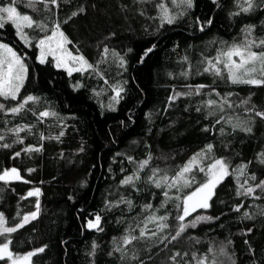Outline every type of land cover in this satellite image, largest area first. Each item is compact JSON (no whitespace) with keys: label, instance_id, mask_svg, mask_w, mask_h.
Segmentation results:
<instances>
[{"label":"snow or ice","instance_id":"6c2138e0","mask_svg":"<svg viewBox=\"0 0 264 264\" xmlns=\"http://www.w3.org/2000/svg\"><path fill=\"white\" fill-rule=\"evenodd\" d=\"M18 3L31 11L22 12ZM211 3L217 9L227 8L230 20H251L264 13V0H211ZM197 7L198 0H0V150H7L9 159L18 162L0 169V182L5 186L15 181L32 184L22 173L30 175L38 166L23 167V158L31 161L43 158L46 142L63 144L70 128L78 131L69 123L79 120L75 113L64 115L45 96L28 91L26 85L38 76L31 71L30 59L34 58L38 65L62 69L68 77L80 74L81 78L69 84L72 91L87 90L101 109L117 112L129 93L126 74L131 67L130 54L135 53L133 47L121 46V37L124 34L154 37L151 42L145 41L146 46L137 54L136 64L143 65L159 49L165 25L187 23L193 32L211 31L214 17L196 15ZM135 24H139V30ZM6 26L14 27L15 45H20V50L12 41L5 42ZM238 36L239 39L234 37L231 41L212 36L205 43V50L214 47L215 55L201 51L195 66L189 55L195 45L187 44L183 54L177 51L178 43L173 45L171 52L178 57L181 71H167L169 78L187 80L207 73L213 77V83L185 84L182 91L171 85L163 108L149 109L144 114L147 124L142 135L130 142L132 151L114 153L112 162L118 165L121 177L111 198L105 197L103 207L91 214L94 219H87L85 227L103 233L101 213L119 212L116 224L123 228L119 236L111 238L107 249L92 240L85 254L87 264H98L101 257L111 258L110 264H157L160 253L165 258L159 264H264V239L257 236L264 233V144L247 160L236 148L239 134L256 135L257 120L264 122V106L252 102L254 93L239 98L238 93L218 91L215 84L220 80L231 85H264V16H259L258 23H242ZM28 49L35 51L30 55ZM90 80L96 81L95 85L90 86L87 83ZM104 96L107 104L101 99ZM234 96L238 102L232 99ZM196 97L202 98L193 103ZM178 101L183 102L185 118L190 120L192 112L198 114L195 131L205 139L201 147L182 157V163L169 164L180 152H165L159 143L163 137L182 135L180 120L168 117L170 110L179 107ZM29 115L33 117L30 122L26 120ZM165 117L168 119L164 127H156L155 120ZM17 119L20 122L14 123ZM118 123L124 128L136 124L131 109ZM29 138L34 142L26 143ZM112 142H116L115 136ZM85 143L81 138L75 152H85ZM17 146L19 149L14 150ZM141 147L143 155L137 158L132 153ZM220 149L223 152L218 154ZM55 158L65 160L68 165L74 163L65 157L63 149L56 152ZM157 161L165 166L161 167ZM108 171L113 172L111 164ZM229 179L234 182L230 191L235 203L220 195L228 187ZM80 183L84 185L87 181ZM4 191L0 187V201ZM11 191L15 192V188ZM42 195L41 187L32 186L20 196L21 200L35 197V210L21 216L17 205L13 219H19L13 226H7L5 213L0 211L2 264H34L33 257L48 248V244H43L23 254L12 248L11 234L40 217ZM233 228L236 230L232 231ZM219 234H224V238L218 239Z\"/></svg>","mask_w":264,"mask_h":264},{"label":"trees","instance_id":"16d2710c","mask_svg":"<svg viewBox=\"0 0 264 264\" xmlns=\"http://www.w3.org/2000/svg\"><path fill=\"white\" fill-rule=\"evenodd\" d=\"M18 6L22 12L31 11L23 5H19V3ZM64 11L66 12L68 9L64 8ZM194 11L196 15L201 17L205 14L214 17L215 23L211 27V31L207 34L198 31L193 32L187 26V23L172 26L165 25L164 29L161 30L159 49L150 59H146L143 65L136 64L137 54L146 46L145 41L151 42L154 37H142L139 34L134 37L130 34H124L121 37V46L133 47L135 53L130 54L131 67L126 74V78H129V93L118 106L117 112H108L101 109L96 99L91 98V93L87 90L72 91L69 84L81 78L80 74L73 73L72 77H68L62 69H56L51 65H38L34 58L28 61L32 65L31 71L38 73V76L26 85L28 91L45 96L64 115L75 113L79 120L69 121L70 124L75 125L78 131H72L70 128L63 144L45 143L46 152L43 158L38 157L35 161H31L23 158L22 154L23 167L38 166L37 171L30 175L22 173L26 179L32 181V184L15 181L5 186L3 182H0V187L5 188L2 194L4 198L0 201V211H4L8 226H13L18 222L19 217L13 219L17 212V205H19L21 216L28 211L35 210V197L21 200L20 196H23L32 186L41 187L43 192L40 197L42 211L38 220L32 221L30 224L25 225L23 229L11 234L14 251L24 253L35 247L48 244V248L45 249L44 253L33 257L34 264H87L85 254L90 249L92 240H96L103 248L107 249L111 238L119 236L123 228L122 225L116 224V218L120 215L119 212L101 213L103 233L85 227L87 219H94L91 214L100 211L103 207L105 197L111 198L110 194L115 191L117 182L121 177L118 165L112 162V156L118 151H132L129 148L130 142L142 135V128L147 124L144 114L149 109L163 108L166 97L171 92V85H175L177 91H182L185 84L213 83V77L207 73L202 76H190L187 80L183 77L169 78L166 75L167 71L173 73L181 71V67L177 63L178 57L171 52L173 45L177 43L180 45L177 51L181 54H183V49L187 44L195 45L196 47L189 51L192 63L195 66L196 61L200 58L201 51H204L205 55H215L214 47L205 50V43L212 36L221 37L228 41H231L234 37L239 39L238 33L242 23H258L259 16H264V13H260L259 16L251 18V20L243 18L230 20L227 8L224 10L217 9L211 3V0H198V7ZM144 22L141 21V23ZM134 27L139 30L140 26L135 24ZM14 31V27L6 26L4 31L5 42L12 41L15 45ZM15 46H17V50H20V45ZM28 51L32 55L35 50L28 49ZM112 71L114 74L115 69ZM49 81H52V83H49ZM87 83L91 86L95 85L96 81L90 80ZM215 84L218 91H232L238 93L239 98H245L250 93H254L251 97L252 102L258 106H264V85H231L220 80H216ZM137 86L143 90L142 93L138 91ZM201 98L196 97L193 103ZM101 99L107 104V96ZM232 99H237V97L234 96ZM177 103H179V107L174 111L170 110L168 117L180 120L179 126L182 135L179 137L173 136L171 139L163 137L159 143V147L165 152H180V156H177L174 161H169V164L182 163V157L190 155L192 151L201 147L205 139L203 134L195 131V120L198 118V114L192 112L190 120L185 118L183 102L178 101ZM41 107H43V104H41ZM129 109L132 111L136 124L127 128L121 127L118 121L126 118ZM101 111H104V115H100ZM237 111L241 115L244 114L242 109H237ZM168 117L163 120L156 119L155 126L164 127ZM32 119L33 117L30 115L26 117L28 122ZM15 122L20 121L17 119ZM43 127L41 125V128ZM184 127H187V132H184ZM256 129L254 137H247L242 133L237 137V151L241 152L242 158L245 160L252 158L254 153L260 149L261 144H264V122L257 120ZM113 136L116 137L115 143L112 142ZM81 138L86 142V151L76 153L75 149L79 146ZM25 142L34 141L29 138ZM19 147L17 146L14 150H18ZM60 149L64 150L66 158L74 161L72 165H68L65 160L55 158L56 152ZM220 152H223V149H220L218 154ZM132 154L136 155L137 158H141L143 148L137 149ZM9 155L10 153L7 150H0V169L17 165L18 162L10 160ZM236 162L238 161H234V163ZM156 163H159L161 167L165 166L162 162L157 161ZM109 164L112 166V173L108 171ZM125 167L130 169L127 163H125ZM53 176L56 177L55 180L52 179ZM41 180L45 183L40 184ZM82 180H86L87 183L81 185L80 181ZM226 183L228 187L221 190V198L229 203H235L236 198L230 191L234 187V182L229 179ZM12 188H15V192L11 191ZM68 195H73V200H68ZM153 203L155 204V201ZM248 203H251V201H248ZM81 210L84 212L83 215ZM244 223L250 222L245 221ZM235 230V228L232 229V231ZM208 235L217 234L208 233ZM257 236L264 239V233H257ZM217 238L223 239L224 234H219ZM2 239L0 237V240ZM62 241L68 243H62ZM237 243H239L238 240ZM199 247L203 248L204 245ZM164 258L165 254L160 253L156 257L157 264ZM101 260L103 264H110L111 258L101 257ZM101 260H98V264H101Z\"/></svg>","mask_w":264,"mask_h":264},{"label":"rangeland","instance_id":"374dc122","mask_svg":"<svg viewBox=\"0 0 264 264\" xmlns=\"http://www.w3.org/2000/svg\"><path fill=\"white\" fill-rule=\"evenodd\" d=\"M70 47V46H69ZM71 48V47H70ZM8 226V225H7ZM21 254H23V253H21Z\"/></svg>","mask_w":264,"mask_h":264}]
</instances>
